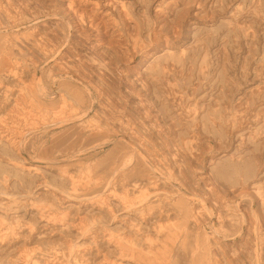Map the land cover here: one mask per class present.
I'll list each match as a JSON object with an SVG mask.
<instances>
[{"label":"rangeland","instance_id":"obj_1","mask_svg":"<svg viewBox=\"0 0 264 264\" xmlns=\"http://www.w3.org/2000/svg\"><path fill=\"white\" fill-rule=\"evenodd\" d=\"M76 1L0 0V264H264V0Z\"/></svg>","mask_w":264,"mask_h":264},{"label":"bare ground","instance_id":"obj_2","mask_svg":"<svg viewBox=\"0 0 264 264\" xmlns=\"http://www.w3.org/2000/svg\"><path fill=\"white\" fill-rule=\"evenodd\" d=\"M84 1H82V0H77L76 1V5L75 6H73V12H81L80 13V15L81 14H89V15H93L92 16V18H93V20H92V24H91V27H90V29L92 30V32H93V34H91L90 36H86V40L88 41H90V43H88L89 44V46L91 47V49H95L96 50V48H98V46L99 45H102V43L104 44V42L106 43V41L107 40H109L108 42H109V44H111L110 42L113 40V39H110V38H112V37H110V35H109V33L107 32V31H103L104 30V28L106 27V19H105V17H99V16H97V15H95L94 14V10H95V7H96V4H88V5H86V4H84L83 3ZM69 25V28L71 27L70 26V24H68ZM109 25H111V24H109ZM74 27H71L70 28V32H69V36L70 37H74V33H78V32H80L79 30H78V27H76V30L75 29H73ZM107 28V27H106ZM115 40V39H114ZM2 59H4V58H2ZM5 60V59H4ZM60 79V78H59ZM36 82V81H35ZM55 82V81H54ZM56 83H57V81H56ZM59 83V82H58ZM39 85V84H38ZM41 85H42V83H41ZM41 85H39L38 86V90H39V95L41 94V96L43 97V98H45V99H49V98H51V99H54L55 98V95H58L59 93H58V91H56V90H53V89H51V91L50 90H45V86L43 87V86H41ZM56 86V85H55ZM52 87H54V86H52ZM48 88V87H47ZM56 88V87H55ZM54 88V89H55ZM50 89V88H49ZM83 118V117H82ZM85 118V117H84ZM72 120V119H71ZM76 120V119H75ZM73 121V120H72ZM80 121V120H79ZM68 122V121H67ZM69 124V123H68ZM54 125V124H53ZM64 125H66V124H64V123H62V122H58V123H55V125L53 126V127H56V126H64ZM46 127V126H45ZM48 127V126H47ZM50 127V126H49ZM48 127V128H49ZM42 130V129H41ZM44 130H47V129H44ZM43 130V131H44ZM7 131V130H6ZM46 132V131H45ZM7 133V132H6ZM18 142V141H17ZM21 143L23 144V142L21 141L20 143H19V145L17 146V148H18V150L19 151H21V152H23V148H22V145H21ZM32 170H35V169H32ZM163 237V246H164V248L166 249L167 247H168V250L169 249H171V248H173L174 246H175V243L176 242H178L177 241V234H175V233H171V234H169V232H167V233H165L164 234V236H162ZM223 238H225V237H223ZM183 241V240H182ZM160 245V244H159ZM159 245L158 246H155V244H154V247H150V249H151V251H155L156 253L158 252V250H159ZM155 253V255L157 256V254Z\"/></svg>","mask_w":264,"mask_h":264}]
</instances>
